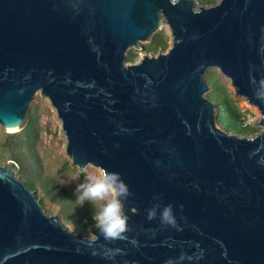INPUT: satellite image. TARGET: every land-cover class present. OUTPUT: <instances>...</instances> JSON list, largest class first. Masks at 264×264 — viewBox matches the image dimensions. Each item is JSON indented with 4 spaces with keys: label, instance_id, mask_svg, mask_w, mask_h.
I'll return each mask as SVG.
<instances>
[{
    "label": "water",
    "instance_id": "water-1",
    "mask_svg": "<svg viewBox=\"0 0 264 264\" xmlns=\"http://www.w3.org/2000/svg\"><path fill=\"white\" fill-rule=\"evenodd\" d=\"M164 25L171 46L128 62ZM213 68L260 132L221 126ZM38 92L120 214L78 233L0 165V264H264V0H0L6 132Z\"/></svg>",
    "mask_w": 264,
    "mask_h": 264
},
{
    "label": "rangeland",
    "instance_id": "rangeland-1",
    "mask_svg": "<svg viewBox=\"0 0 264 264\" xmlns=\"http://www.w3.org/2000/svg\"><path fill=\"white\" fill-rule=\"evenodd\" d=\"M218 1L219 0L216 2ZM155 34L167 36L168 47L166 49L161 48L159 51L167 50L172 44V37L169 32V27L166 25L161 26L160 30L156 31ZM151 42L152 41L144 42V47L142 49L136 47L129 48L127 56L130 53H133L134 59L127 61L137 62L143 57L145 53H155L146 49ZM211 72L223 79L228 90L231 92L232 97L237 100V103L245 116V122L261 130L262 126L260 125L259 120L262 114L258 107L249 104L245 97L237 96L233 87L231 86L230 81L224 78L218 69L213 68L208 70L207 75ZM207 80L212 86L214 82L213 76H208ZM211 90L207 92L208 96ZM34 105L37 106L39 115L40 140L38 143V149L45 172L60 181L80 203L94 211V223L91 225H82L78 227L67 223L62 218V215L59 211L60 205L55 202L49 201L47 206L43 204L45 210L49 214L59 213L62 222L69 229L91 237L93 236L92 232L90 231L92 226L97 225L106 219L114 221L115 218L120 214L118 211L119 204L115 197V190L112 187H102L104 176L101 169L92 165H88L84 169L80 170L77 166L72 165V161L66 153L67 139L63 133L61 121L57 115V112L51 106L49 100L38 92L32 101L31 107ZM260 130L258 132H260ZM6 134H8V132H6L0 125V142L4 139ZM255 134H252V136ZM0 160V165L10 164L12 170L18 177H20L18 174V167L14 165L13 160L10 159L7 153L2 156L0 152ZM47 207L50 210H47Z\"/></svg>",
    "mask_w": 264,
    "mask_h": 264
},
{
    "label": "trees",
    "instance_id": "trees-1",
    "mask_svg": "<svg viewBox=\"0 0 264 264\" xmlns=\"http://www.w3.org/2000/svg\"><path fill=\"white\" fill-rule=\"evenodd\" d=\"M216 1L199 0L201 4H211L216 3ZM167 47V36L155 34L146 49L156 53L159 49H166ZM133 59L134 54L130 53L127 60ZM208 76L214 78L209 96L217 102L221 126L240 135L257 133L260 129L245 122V116L237 100L232 97L223 79L212 72L208 73ZM39 140V115L37 106L34 105L30 109L24 128L19 132L6 134L1 140V155L4 156L5 153L9 155L15 166L18 167L19 176L31 189L38 192V196L45 206L49 201L60 205L59 211L67 223L77 227L93 224L94 211L80 203L60 181L45 172L38 149ZM47 210L50 209L47 207Z\"/></svg>",
    "mask_w": 264,
    "mask_h": 264
}]
</instances>
